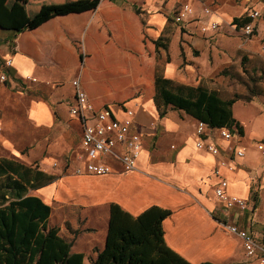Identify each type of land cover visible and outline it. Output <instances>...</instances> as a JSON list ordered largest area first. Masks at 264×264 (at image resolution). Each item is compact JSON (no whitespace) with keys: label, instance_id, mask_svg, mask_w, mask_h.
<instances>
[{"label":"crops","instance_id":"obj_1","mask_svg":"<svg viewBox=\"0 0 264 264\" xmlns=\"http://www.w3.org/2000/svg\"><path fill=\"white\" fill-rule=\"evenodd\" d=\"M184 1L194 6V22L180 26L173 22L179 0H0V70L7 77L0 84V102L8 100L11 105L0 104L4 111L14 106L8 97L11 93L21 95L16 100L26 107L24 127L65 136L70 122L81 127L70 114L76 102L73 81L78 78L96 109H110L116 118L132 120L133 129L143 138L132 172L69 174L31 193L52 207L44 197L49 188L54 186L62 197L65 193L59 189L67 180L104 179L109 193L102 201L108 208L101 229L87 231L77 224L74 233L64 235L60 230L73 242L72 252L85 255L84 264H92L106 249L113 203L129 216L125 221L129 228L151 207L169 210L171 215L162 224L166 245L191 264H261L258 257L246 255L242 240L225 231L222 223L248 229L264 243V156L257 149L258 143H264V107L258 102H237L234 112L241 103L257 105L253 128L249 133L243 125L244 136L235 135L231 141L212 132L210 140L221 150L214 156L197 147L200 121L172 108L161 117L155 101L160 62L165 63L168 79L218 90L211 79L222 65L219 45L227 41H215L217 32L203 28L214 21L230 27L232 21L226 23L227 13L217 14L201 0ZM205 7L212 14L206 15ZM252 38L256 39L249 50L260 49L264 25L258 22ZM159 39L168 44V51L161 49L158 54L155 41ZM167 56L170 62H165ZM32 82L38 89H32ZM26 93L39 98H28ZM0 123L3 127L1 116ZM47 142H39L18 160L30 165L39 161L40 170L51 174L52 159L44 156ZM229 146L245 155L231 154ZM220 160L228 161L234 170L220 167L217 176L214 171ZM221 178L228 181L232 199L247 201V211L227 210L218 200L215 190ZM62 200V206L72 201Z\"/></svg>","mask_w":264,"mask_h":264},{"label":"trees","instance_id":"obj_2","mask_svg":"<svg viewBox=\"0 0 264 264\" xmlns=\"http://www.w3.org/2000/svg\"><path fill=\"white\" fill-rule=\"evenodd\" d=\"M251 21L245 15L234 18L231 24L239 30ZM155 44L158 54L161 49L168 51L163 39ZM165 62H170V56ZM164 66L160 62L156 70L155 101L161 117L170 108L181 110L211 129L228 128L232 134L244 136L233 107L239 101L252 102L258 94L224 98L206 84L185 85L166 78ZM229 75L238 76L230 66L217 74ZM55 181V176L18 159H0V264H84L85 255L73 253V242L61 235L59 227L51 225L52 207L31 194ZM170 215L169 210L154 206L129 228L125 224L129 216L118 204H111L107 246L92 264H191L166 245L162 224Z\"/></svg>","mask_w":264,"mask_h":264},{"label":"rangeland","instance_id":"obj_3","mask_svg":"<svg viewBox=\"0 0 264 264\" xmlns=\"http://www.w3.org/2000/svg\"><path fill=\"white\" fill-rule=\"evenodd\" d=\"M201 1L216 11L217 14L227 13L230 19L226 23L231 22L236 17L249 15L253 10L262 11L264 15V0ZM259 23L264 25V16ZM214 36L215 41H227L225 44L219 45L222 65L218 69V72L230 66L232 67L233 73L238 74V76H235V78L230 75L226 77L217 76L218 72H216L211 79L213 86L221 92L224 98L234 94H239L243 98H249L252 97L253 94H258L252 102H258L264 107V45H262L260 49L251 48V50H249L248 47L252 45L256 38L247 39L241 34L233 32L232 28L228 25H222ZM252 78H255L256 81L252 80ZM32 83V89H38V86H34L35 82ZM0 84H2V82H0ZM11 94L8 97H10L12 101H15L14 106H12L10 110L5 111L0 107V116L4 127L1 135L2 138L0 139V159H18L20 157L25 159L33 146L47 139L48 148L44 156L52 159L50 175L55 176L57 180L66 175L75 174V165L78 164L77 157L82 149V132L79 124L77 122H70V128L66 135H60L59 137L54 136L52 131L26 128L21 122L25 117L26 107H24L22 102H17L16 100V97L21 95ZM25 95L28 98H39L38 96H32L28 93ZM239 102L246 104L251 103L245 101ZM242 103L236 106L234 116L250 133L253 128L252 122L254 116H256L257 105L254 104V106L251 107ZM0 104L5 107L11 106L8 100L0 102ZM235 135L238 136V138L243 137L238 134ZM5 141H7L8 144H6ZM234 141H236V139ZM240 141L242 140L240 139ZM19 161L23 162L21 159ZM23 163L27 164L26 162ZM27 165L41 169L39 161ZM103 180V178L67 180L66 185H62L59 189V191L63 190L65 193L62 197L57 196L54 186L46 190L44 197L50 201L53 208L51 225L59 227L60 230H62L61 233L64 235H66L68 231L74 233L73 228L76 227L77 224L81 229L87 228V231H92V229H94L93 227L101 229L102 219L104 217L103 212L108 208L102 201L107 200V194L109 193L107 184L104 183ZM254 186L257 190L258 185L256 184ZM32 192L33 191H31V193ZM48 192L50 193L48 194ZM63 198L72 201H70L67 206H62Z\"/></svg>","mask_w":264,"mask_h":264},{"label":"built area","instance_id":"obj_4","mask_svg":"<svg viewBox=\"0 0 264 264\" xmlns=\"http://www.w3.org/2000/svg\"><path fill=\"white\" fill-rule=\"evenodd\" d=\"M206 15L212 14L208 7L204 8ZM195 15V9L191 2L179 0V5L175 9L173 22L177 25H184L191 21ZM262 11L254 10L249 13L251 22L247 23L239 30L232 24L230 27L233 32L241 34L247 39L253 37L256 25L262 19ZM221 27L219 22H212L208 27L203 28L204 32L215 31ZM7 80L6 74L0 70V82ZM75 89L76 102L70 109V114L79 119L82 127V149L77 157L75 165V174L106 176L118 171L120 173H129L137 168V163L143 150L142 135L133 129L132 120H120L116 118L110 109L98 110L90 102L87 93L83 90L80 80L73 81ZM129 117L133 116L132 111H128ZM3 127L0 123V132ZM217 131L219 136L225 140L234 139V134L228 128L211 129L205 123L198 122L197 147L208 151L214 156L220 155L219 146L212 140V132ZM258 151L264 156V143H258ZM228 151L236 154L238 157L245 155L243 150H237L234 146H229ZM220 167L230 166L228 161L220 160L219 167H216L215 174L221 176ZM229 183L222 179L215 190L216 197L225 205L227 210L239 208L242 211L248 210L247 201L232 199L228 194ZM222 227L230 234L238 236L248 257H258L261 264H264V243L256 239L253 232L248 229L240 228L238 225L224 222Z\"/></svg>","mask_w":264,"mask_h":264}]
</instances>
